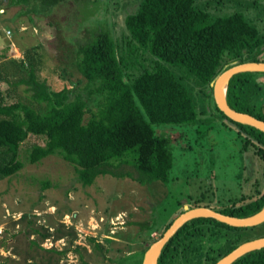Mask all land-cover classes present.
<instances>
[{
    "label": "trees",
    "instance_id": "1",
    "mask_svg": "<svg viewBox=\"0 0 264 264\" xmlns=\"http://www.w3.org/2000/svg\"><path fill=\"white\" fill-rule=\"evenodd\" d=\"M62 1L10 0L11 4L31 3L26 14H46ZM1 9L0 17H4ZM244 11L213 12L209 0H138L137 7L123 19L125 45H119L110 29L97 25L90 39L75 41L70 48L71 63L85 80L81 87L66 84L53 90L38 81L35 65L41 62V54L38 45L32 46V56L19 63L22 69L28 67V77L17 83L28 85L26 90L31 91V101L37 106L22 101L5 103L0 89V179L23 167L19 148L33 134L44 136L45 143L32 146L28 161L36 163L58 154L74 167L84 186L102 174L125 175L112 168L128 165L130 159L139 180L167 182L174 159L170 143L180 138V125L198 126L210 109L224 126L236 129L245 160L243 171L248 153L262 163L261 175L257 179L248 174L243 182L255 178L251 191L242 192L230 205L217 208L195 200L190 207H211L239 217L257 212L264 206V132L221 112L210 85L227 66L264 61L260 59L264 27ZM4 22L12 24L10 18L4 17ZM262 74L233 75L227 101L235 110L264 120V85L257 80ZM184 76L193 81L186 84ZM167 128L178 129V133L170 136ZM260 236H264V222L233 227L209 217L195 218L170 238L156 264H215L240 243ZM208 238L219 243L207 247ZM232 264H264V248L246 253Z\"/></svg>",
    "mask_w": 264,
    "mask_h": 264
},
{
    "label": "rangeland",
    "instance_id": "2",
    "mask_svg": "<svg viewBox=\"0 0 264 264\" xmlns=\"http://www.w3.org/2000/svg\"><path fill=\"white\" fill-rule=\"evenodd\" d=\"M137 3L65 0L46 14H26L31 3L0 0L4 17L12 21L0 17V89L5 103H32L28 85L17 83L28 77V67L22 69L19 63L32 56V46L38 45L41 54V62L35 65L38 81L53 90L66 84L81 87L85 80L71 63L70 48L75 41L90 39L97 25L110 29L119 45H125L123 19ZM209 5L213 12L245 10L264 27V0H209ZM257 80L264 85V74ZM183 81L193 80L184 76ZM211 116L207 109L198 126L180 125V138L170 143L174 159L167 182L139 180L130 159L128 165L112 168L125 175L102 174L84 186L74 167L58 154L30 163L27 156L32 146L44 145L45 138L29 134L19 148L23 167L0 179V263L139 264L145 250L184 205L200 200L223 208L242 192L251 191L255 178L243 180L248 174L259 179L262 163L246 153L243 171L245 160L236 129ZM177 130L166 129L170 136ZM218 243L214 238L206 240L207 247Z\"/></svg>",
    "mask_w": 264,
    "mask_h": 264
},
{
    "label": "water",
    "instance_id": "3",
    "mask_svg": "<svg viewBox=\"0 0 264 264\" xmlns=\"http://www.w3.org/2000/svg\"><path fill=\"white\" fill-rule=\"evenodd\" d=\"M243 72H264V61L260 60L234 63L225 67V69L218 73L210 83L212 87L213 100L218 109L231 120L252 126L264 132V120L258 119L249 113L235 110L229 105L227 101V87L230 78L237 73ZM200 217L213 218L219 222L233 227L255 226L264 222V206L253 214L239 217L221 213L211 207H190L188 205H184L183 211L173 219L161 237L154 241L145 250L141 264H156L161 250L170 240V238L177 232V230L181 228L186 222ZM261 248H264V236L240 243L234 249L219 258L215 264H232L246 253Z\"/></svg>",
    "mask_w": 264,
    "mask_h": 264
},
{
    "label": "built area",
    "instance_id": "4",
    "mask_svg": "<svg viewBox=\"0 0 264 264\" xmlns=\"http://www.w3.org/2000/svg\"><path fill=\"white\" fill-rule=\"evenodd\" d=\"M0 11H3V10L1 9ZM7 32H8V33H10V31H9V30H7Z\"/></svg>",
    "mask_w": 264,
    "mask_h": 264
}]
</instances>
